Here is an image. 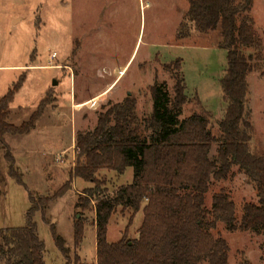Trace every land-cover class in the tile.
<instances>
[{
	"label": "rangeland",
	"instance_id": "1",
	"mask_svg": "<svg viewBox=\"0 0 264 264\" xmlns=\"http://www.w3.org/2000/svg\"><path fill=\"white\" fill-rule=\"evenodd\" d=\"M188 6L189 0H0V96L19 77L25 78L10 103L8 121L19 126L41 101L46 103L29 133L5 136L22 184L9 176L0 149V228L27 224L29 193L35 198L54 197L75 162L77 132L93 130L104 108L132 96L138 116L150 115L154 82L165 83L173 97L174 80L164 65L177 58L187 95L179 118L209 113L217 133L226 108L220 79L227 69V52L218 47V31L192 29L186 39L176 38ZM250 15L264 56V0H254ZM247 80L254 126L250 148L259 155L264 154V68L250 73ZM217 146L212 145L210 158ZM98 177L107 181L111 194L132 181L133 169L128 167L122 175L103 169ZM91 186V182L74 178L71 188L49 201L44 212L33 214L45 245L46 264L65 263L56 236L70 249V257L77 254L85 263L95 262L93 205L87 210L75 207ZM221 189L234 201L238 219L245 202L258 200L253 185L237 167L227 179L212 180L205 195L208 208L212 195ZM130 215L129 210L116 209L107 226L108 242H118L127 228V237L138 236L142 209L131 224ZM78 220L83 224V238L76 246L74 224ZM211 233L226 240L228 264H264V232L229 231L219 222Z\"/></svg>",
	"mask_w": 264,
	"mask_h": 264
},
{
	"label": "trees",
	"instance_id": "2",
	"mask_svg": "<svg viewBox=\"0 0 264 264\" xmlns=\"http://www.w3.org/2000/svg\"><path fill=\"white\" fill-rule=\"evenodd\" d=\"M254 0H189V6L176 31L178 40L199 33L218 31V47L227 52V69L220 79L225 114L218 121L217 133L211 127L209 113H193L179 118L187 102L181 59L164 65L174 80L173 97L165 83L150 86L151 114L140 118L137 101L127 96L110 104L98 114L93 130L78 131L75 162L68 179L53 198L29 193L27 224L0 228L2 264H46L45 245L39 238L33 214L45 211L49 201L62 196L74 178L91 182L79 196L76 208L95 212L96 260L85 263L60 236L56 244L65 257L64 264H228L226 240L212 235L219 222L229 231L264 232V154L251 151L254 134L249 108L247 77L264 68L263 45L254 30L250 13ZM251 51L250 53H246ZM25 78L19 77L6 94L0 96V149L8 164V174L22 184L15 159L5 140L7 134L29 133L46 108L41 101L26 122L16 126L8 121L9 106ZM217 143L213 158L211 147ZM133 169L132 181L118 186L111 194L105 180L98 177L106 169L122 175ZM243 172L256 191L257 202H245L236 216V205L221 189L205 204L212 180L227 179L232 168ZM121 207L129 210L130 224L142 209L143 219L136 238L124 232L115 243L107 240L110 217ZM129 224V225H130ZM129 227V226H128ZM83 238V224H74V241ZM243 264H248L246 261Z\"/></svg>",
	"mask_w": 264,
	"mask_h": 264
},
{
	"label": "built area",
	"instance_id": "3",
	"mask_svg": "<svg viewBox=\"0 0 264 264\" xmlns=\"http://www.w3.org/2000/svg\"><path fill=\"white\" fill-rule=\"evenodd\" d=\"M55 56H56V54H55V53L51 54V57H55ZM57 161L61 162V161H62V159H58Z\"/></svg>",
	"mask_w": 264,
	"mask_h": 264
},
{
	"label": "water",
	"instance_id": "4",
	"mask_svg": "<svg viewBox=\"0 0 264 264\" xmlns=\"http://www.w3.org/2000/svg\"><path fill=\"white\" fill-rule=\"evenodd\" d=\"M55 83H56V82H55ZM55 83H54V84H55Z\"/></svg>",
	"mask_w": 264,
	"mask_h": 264
}]
</instances>
